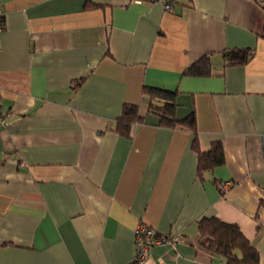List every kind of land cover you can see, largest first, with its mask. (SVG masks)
Masks as SVG:
<instances>
[{
  "label": "crops",
  "instance_id": "1",
  "mask_svg": "<svg viewBox=\"0 0 264 264\" xmlns=\"http://www.w3.org/2000/svg\"><path fill=\"white\" fill-rule=\"evenodd\" d=\"M172 4L0 0V264H224L197 231L213 217L264 264V0ZM144 87L176 91L223 165L197 176L192 132L159 125ZM124 104L144 118L129 138ZM141 224L169 241L138 262Z\"/></svg>",
  "mask_w": 264,
  "mask_h": 264
},
{
  "label": "trees",
  "instance_id": "2",
  "mask_svg": "<svg viewBox=\"0 0 264 264\" xmlns=\"http://www.w3.org/2000/svg\"><path fill=\"white\" fill-rule=\"evenodd\" d=\"M251 55L250 49H232L224 53V57L230 65L243 64L249 60ZM187 72L195 76H207L210 74V63L204 57L192 65ZM143 90L151 99L148 111L158 118L159 125L185 127L192 132V148L196 152L198 160L197 176L206 170L223 165L224 155L220 142L212 143L207 150L199 147L193 112L182 119L175 117L178 95L176 91L157 87H144ZM143 121L144 118L139 115L137 105L124 104L119 117L115 120L113 131L122 137L129 138L132 126ZM197 231L202 239V247L208 252L220 256L224 264H258L257 250L236 225L213 217L201 220L197 224Z\"/></svg>",
  "mask_w": 264,
  "mask_h": 264
},
{
  "label": "built area",
  "instance_id": "3",
  "mask_svg": "<svg viewBox=\"0 0 264 264\" xmlns=\"http://www.w3.org/2000/svg\"><path fill=\"white\" fill-rule=\"evenodd\" d=\"M138 4H144L149 2H159L162 4L165 11H172L173 0H133ZM7 119V115L0 112V125H4ZM166 237H161L156 234L153 228L145 225H138L136 228V261L143 262L148 258L150 247L168 242Z\"/></svg>",
  "mask_w": 264,
  "mask_h": 264
}]
</instances>
